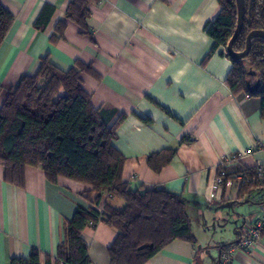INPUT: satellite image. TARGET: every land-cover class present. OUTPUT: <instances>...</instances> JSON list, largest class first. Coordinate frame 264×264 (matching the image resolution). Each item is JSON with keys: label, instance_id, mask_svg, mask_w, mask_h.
Masks as SVG:
<instances>
[{"label": "crops", "instance_id": "crops-1", "mask_svg": "<svg viewBox=\"0 0 264 264\" xmlns=\"http://www.w3.org/2000/svg\"><path fill=\"white\" fill-rule=\"evenodd\" d=\"M71 1L0 0L15 16L0 46V108L22 76L38 72L43 57L65 71L77 61L91 64L95 74H83V87L94 107L114 112V120L124 115L113 140L125 157L123 179L132 188H164L189 200L197 243L174 240L144 264L223 263L224 246L239 243L264 209V190L243 196V180L233 175L264 163V118L259 97L236 96L228 86L231 60L219 51L207 58L213 39L205 25L219 13L218 0H97L87 20L91 34L70 21L65 37L52 42ZM47 4L54 12L38 29ZM163 150L175 153L157 172L148 158ZM231 153L239 161L225 165ZM223 169L228 173L217 183ZM90 189L65 177L51 182L40 166H26L17 186L0 163V264L29 258L33 249L42 264L60 263L65 223L78 205H123L107 191L98 203L85 194ZM116 236L102 221L85 228L90 264H111ZM229 264H264V230L253 246H239Z\"/></svg>", "mask_w": 264, "mask_h": 264}, {"label": "trees", "instance_id": "trees-1", "mask_svg": "<svg viewBox=\"0 0 264 264\" xmlns=\"http://www.w3.org/2000/svg\"><path fill=\"white\" fill-rule=\"evenodd\" d=\"M94 1L97 0H72L51 41L65 37L70 21L80 26L81 33L91 34L87 20ZM218 3L219 13L205 25V31L213 39L207 58L219 51L231 60L228 86L236 96L244 93L259 97L264 118V39L255 37L246 57L231 58L227 45L237 25V4L236 0ZM245 4L244 25L233 43L236 51L244 50L251 30H264V0H245ZM53 12V5H45L35 26L44 29ZM14 20V14L0 3V46ZM83 74H95L91 64L77 61L65 71L49 57H43L38 72L22 76L7 91L0 108V163L8 182L22 186L26 166H40L51 182L65 177L88 184L91 189L85 194H95L98 203L104 191L123 200L121 207L109 203L103 209L78 205L73 218L65 223V240L58 250L61 262L57 264H90L83 232L100 221L117 231L109 247L111 264H144L174 240L195 245L187 197L164 188H132L123 179L125 157L113 140L124 115L114 120V112L106 114L105 110L95 108L91 94L83 87ZM253 79L260 81L256 90L250 89ZM174 153L163 150L152 154L148 164L158 172L171 162ZM241 172L245 173L243 196L264 190V176L254 167ZM142 245L146 246L141 248ZM11 264H42L40 251L33 249L29 258L15 257ZM46 264H51V260Z\"/></svg>", "mask_w": 264, "mask_h": 264}, {"label": "built area", "instance_id": "built-area-1", "mask_svg": "<svg viewBox=\"0 0 264 264\" xmlns=\"http://www.w3.org/2000/svg\"><path fill=\"white\" fill-rule=\"evenodd\" d=\"M239 161V157L236 153H231L225 158V165H230L232 163H237ZM254 169L258 172L259 175L264 176V163L261 161H257ZM227 170L223 169L220 172V175L217 177V183H222L224 177L227 175ZM236 178L245 180V173L244 172H236L233 174ZM249 181V180H248ZM249 229L247 230L246 235L241 237V240L237 244H232L227 247L226 251L223 254V263L229 264L231 259L234 257L237 249L239 246L241 247H251L255 243H257L261 237L262 232L264 230V209L256 213L252 219L250 220Z\"/></svg>", "mask_w": 264, "mask_h": 264}, {"label": "water", "instance_id": "water-1", "mask_svg": "<svg viewBox=\"0 0 264 264\" xmlns=\"http://www.w3.org/2000/svg\"><path fill=\"white\" fill-rule=\"evenodd\" d=\"M236 4H237V10H238V19H237V25H236V29L234 31L233 36L231 37V39L228 42L227 45V53L231 58H235V59H242L244 57H246L252 47V41L255 37H261L264 39V30L263 29H253L251 30L246 38V46L244 48V50L242 51H236L233 48V43L235 41V39L240 35L243 25H244V20H245V15H246V4H245V0H236ZM254 73V72H253ZM260 86V81H256L253 85H250V89L251 90H256L258 89V87ZM146 245H142L141 248L145 247ZM148 246H152L151 243L148 244Z\"/></svg>", "mask_w": 264, "mask_h": 264}, {"label": "rangeland", "instance_id": "rangeland-1", "mask_svg": "<svg viewBox=\"0 0 264 264\" xmlns=\"http://www.w3.org/2000/svg\"><path fill=\"white\" fill-rule=\"evenodd\" d=\"M252 81H253L252 83H254L255 79H253ZM255 82H256V81H255ZM242 94H244V93H241L240 95H242ZM122 201H123V200H122ZM225 249H226V248H225Z\"/></svg>", "mask_w": 264, "mask_h": 264}, {"label": "bare ground", "instance_id": "bare-ground-1", "mask_svg": "<svg viewBox=\"0 0 264 264\" xmlns=\"http://www.w3.org/2000/svg\"><path fill=\"white\" fill-rule=\"evenodd\" d=\"M231 245H232V244H231ZM228 246H230V245H228ZM228 246H227V247H228ZM227 247H226V249H227ZM226 249H225V251H226ZM223 254H224V253H223ZM222 257H223V255H222Z\"/></svg>", "mask_w": 264, "mask_h": 264}]
</instances>
